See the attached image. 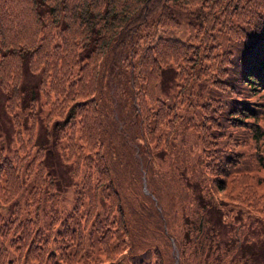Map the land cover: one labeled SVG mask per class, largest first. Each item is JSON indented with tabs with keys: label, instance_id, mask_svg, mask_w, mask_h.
Segmentation results:
<instances>
[{
	"label": "trees",
	"instance_id": "obj_1",
	"mask_svg": "<svg viewBox=\"0 0 264 264\" xmlns=\"http://www.w3.org/2000/svg\"><path fill=\"white\" fill-rule=\"evenodd\" d=\"M13 1L28 6L18 11ZM192 1L1 0L11 12L0 21V89L14 142L8 152L0 147V264H264V236L245 237L240 224L224 216L222 201L213 200L220 194L262 214L264 227V174H258L264 155L258 152L254 170L245 165L237 148L246 141L229 132L237 129L257 148L264 143L256 118L261 101L254 99L264 96V0H223L220 21L230 30L227 38L237 41L228 45L230 74L219 90H198L205 100L199 109L191 86L206 52L195 49L185 58L172 50L173 63L161 60L167 20L180 5L189 9L191 25L212 21L207 50L221 33L211 16H196ZM23 26H29L24 35ZM69 30L81 48L77 61L97 62L90 72L79 74L68 58L66 48L74 45L67 44ZM166 68L174 80L189 71L174 103L151 96ZM24 69L35 73L34 87L22 82ZM153 77H159L155 84ZM216 98L223 107L218 119L209 108ZM38 119L46 142L28 137L24 143V121L32 134ZM180 123L199 136L196 156L205 166L181 178L179 190L193 205L170 227L179 211L162 203L164 175L152 162ZM49 141L72 167L69 207L60 205L43 164ZM7 205L12 209L4 212Z\"/></svg>",
	"mask_w": 264,
	"mask_h": 264
},
{
	"label": "rangeland",
	"instance_id": "obj_2",
	"mask_svg": "<svg viewBox=\"0 0 264 264\" xmlns=\"http://www.w3.org/2000/svg\"><path fill=\"white\" fill-rule=\"evenodd\" d=\"M13 3L16 5V9L18 11L21 7L25 8L28 6V4L25 2L16 4L13 1ZM222 3L223 0H218L216 2L214 0H207L204 5L199 4L197 0H193L191 2V6L199 7V9H197L196 16L207 14L218 21L217 23H215L214 29L216 31H221V33L217 36V40H214L211 44L209 43V45L211 46L209 50H207V40L210 37V32L207 30L212 31V21H207L200 25H191V18L187 17L185 13L187 12L186 10H189L186 5H180L178 9H174L175 21L172 19L167 20V27L164 32L165 43L162 44L161 49V60L164 63H173L172 50L177 51V53L180 54L181 57L185 58L195 49H199V52L203 54L206 52V56L203 59L204 67H200V70L196 75L197 78L193 80L191 86V97L196 109H199L200 106L205 103V100H202L198 95V90H200L201 88L202 93H204L205 91L206 93H209V91L212 90H219V84H225L221 80L226 79L230 74L227 67V63L230 61V59H228L230 58L228 45L234 44L237 41H233L227 38L228 32H230V30H225V24L220 21L221 17L218 15V11ZM7 5V2L3 4L0 0V10L5 15H2L0 17L1 22H5L7 18L10 17L11 11L7 9ZM30 17L31 16L29 15V18ZM236 23L239 24L240 20ZM220 25L221 30H217ZM28 27L29 26H23V28L20 29V33L24 35ZM170 36H172V39H168ZM183 41L187 44L183 43ZM67 44H74L70 48H66V50L68 53V58L72 61L76 60V68L80 67L79 74H81L82 71H84L85 73L90 72L97 66L96 61H77L80 55L79 52L81 48L79 45H76L78 44L76 35H72L70 33V30L68 33ZM64 45L65 44H61L59 47H55L54 52L57 50L61 52L64 48ZM52 46L53 44H48V49ZM55 60H57V58H55L53 61ZM182 64L183 66L187 67L188 64H190V61L182 59ZM223 73L224 75H222ZM188 74V69H185L183 70L182 74L179 73L178 75H176L178 78L174 80L172 69L166 68L161 74L160 78H154L155 76L153 77L154 84L158 78L159 80L156 85V90L155 87L154 89H151L152 98L154 97V95H156L159 99L163 98L167 100L168 103H174L179 98L177 94L178 88L176 86L177 84L179 85L183 77ZM21 79L22 82L27 84L28 86H35V73L24 69L23 74L21 75ZM4 96L5 95L0 89V147L8 152L13 147L14 137L9 118L3 110ZM254 99H258L259 101H261V104L258 107L259 109L258 111H256V118L257 122L264 130V96L259 98L255 97ZM40 101L41 98L36 103V109L40 107ZM219 105H221V103L217 98L211 100L209 104V108L215 107V116L217 117V119L221 116L220 112L223 108ZM42 107L44 111L49 109L47 105H42ZM199 112L201 113L202 111L199 110ZM54 120L56 119L51 120L49 124L48 131L50 134L51 125ZM176 121H178V119H176ZM28 123V121H24L23 124L22 138L24 143L27 142L28 137L31 138L32 143L34 144L46 142L45 135L47 133V130L41 119L35 121V126L32 130L33 132H31L32 134H28L27 130H25L28 126ZM223 124H225V122H223ZM180 129H182L183 131H180ZM229 132H231L230 134L232 138L240 137L237 140L242 139L246 141L245 144L237 148L238 150L243 152V155L240 157V161H244L245 165H249L254 170L252 163H254L255 159L258 158V152L264 155V143L260 142L261 145H259V148H257L254 144H252V141L246 139L244 135L241 134V132L239 134L237 129L229 130ZM49 143L50 141L48 142L49 152L45 154L43 164L46 171L49 172L54 179V195H56L59 199L60 205L63 207H69L72 201V184L75 180L72 176V167L70 163L63 162V160H61L56 147L52 146ZM167 143L168 145L162 143L161 151H159L157 155L153 157L152 169L154 170V172L157 171L158 173H160V176L164 175V182L161 183V194L163 195V198H161L162 203L165 206L166 204L167 206H170L172 210L176 208L179 211L178 214L173 216V221L170 222V227H173L175 226V224L181 221L180 218L183 213L185 214V209L193 205V200H191L188 196L181 194V191L179 190V188L181 189L182 186V189L184 191L181 178L192 177L196 173V171L198 169L201 170V168L205 166V164H202V157L199 156L198 159L196 156L199 154L202 148L199 136L197 135V133L195 134L194 132H192L189 127H184L183 123H180L175 131L169 132ZM255 151L256 155L254 156L252 154ZM199 164L200 166L198 167ZM246 170L253 171L250 169ZM258 174L263 176L264 171L258 170ZM158 178L156 179L157 181ZM142 186L144 189H146L144 180L142 182ZM26 191L27 188H24L22 199H19V201H22L24 199ZM188 193H191V191ZM210 195L211 193L209 192L208 196ZM213 200L222 201L219 203H221L220 207L223 210L224 216L228 217L230 220L234 219L233 222H235V224L239 223L240 229L242 230V233L245 235V237L250 238L251 235H254L261 238L264 236V227H259V223L261 224V217H259V215L263 216L262 214L253 211L249 212L245 207H241L237 203L222 198L220 194L215 197L213 196ZM11 209V205L3 207L4 212H9ZM257 217L260 218L259 221ZM241 218L244 219L241 220ZM262 218L264 220V217ZM247 221L251 222V226H247ZM244 223L245 230L243 229L244 227H241ZM253 240H255V237L253 238Z\"/></svg>",
	"mask_w": 264,
	"mask_h": 264
},
{
	"label": "water",
	"instance_id": "obj_3",
	"mask_svg": "<svg viewBox=\"0 0 264 264\" xmlns=\"http://www.w3.org/2000/svg\"><path fill=\"white\" fill-rule=\"evenodd\" d=\"M144 192H145V193H147V190H146V189H144Z\"/></svg>",
	"mask_w": 264,
	"mask_h": 264
}]
</instances>
